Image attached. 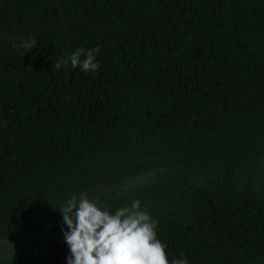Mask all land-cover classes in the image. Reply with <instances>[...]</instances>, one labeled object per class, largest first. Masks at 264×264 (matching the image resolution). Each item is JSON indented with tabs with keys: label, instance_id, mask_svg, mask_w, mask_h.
<instances>
[{
	"label": "trees",
	"instance_id": "trees-1",
	"mask_svg": "<svg viewBox=\"0 0 264 264\" xmlns=\"http://www.w3.org/2000/svg\"><path fill=\"white\" fill-rule=\"evenodd\" d=\"M81 47L98 71L53 68ZM261 174L264 0H0V239L47 238L0 264H67L81 193L139 199L169 264H264Z\"/></svg>",
	"mask_w": 264,
	"mask_h": 264
},
{
	"label": "clouds",
	"instance_id": "clouds-1",
	"mask_svg": "<svg viewBox=\"0 0 264 264\" xmlns=\"http://www.w3.org/2000/svg\"><path fill=\"white\" fill-rule=\"evenodd\" d=\"M35 39L12 42L14 48L24 53L35 48ZM99 47L85 50L77 48L57 61L53 68L59 70L79 68L85 73H95L100 65L96 60ZM83 57V59H82ZM67 231L63 232L70 255L67 264H169L167 245L157 239L158 221L141 208L139 199L131 206L110 212L90 199L87 193L72 196L59 210ZM184 257V253L180 254ZM171 264H188L187 259H173Z\"/></svg>",
	"mask_w": 264,
	"mask_h": 264
},
{
	"label": "rangeland",
	"instance_id": "rangeland-1",
	"mask_svg": "<svg viewBox=\"0 0 264 264\" xmlns=\"http://www.w3.org/2000/svg\"><path fill=\"white\" fill-rule=\"evenodd\" d=\"M154 174V171L142 172L134 177H129L121 180L116 184L102 187L104 191L122 192L127 187L140 183ZM259 177L264 178L261 174ZM90 199H94L95 195L90 194ZM47 238L44 236H29V237H16L12 239H0V261H7L17 259L24 255L41 249L46 243Z\"/></svg>",
	"mask_w": 264,
	"mask_h": 264
}]
</instances>
